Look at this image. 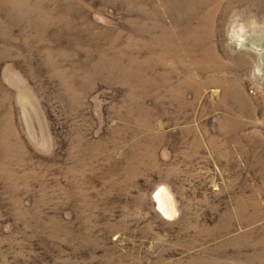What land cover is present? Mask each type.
Wrapping results in <instances>:
<instances>
[{"label": "rangeland", "instance_id": "374dc122", "mask_svg": "<svg viewBox=\"0 0 264 264\" xmlns=\"http://www.w3.org/2000/svg\"><path fill=\"white\" fill-rule=\"evenodd\" d=\"M0 264H264V0H0Z\"/></svg>", "mask_w": 264, "mask_h": 264}]
</instances>
